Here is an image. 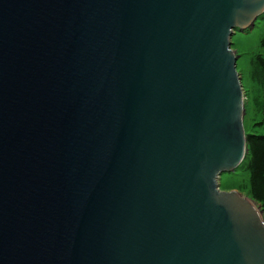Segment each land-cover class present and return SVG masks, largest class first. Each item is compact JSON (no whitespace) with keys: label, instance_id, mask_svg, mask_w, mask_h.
<instances>
[{"label":"water","instance_id":"95a60500","mask_svg":"<svg viewBox=\"0 0 264 264\" xmlns=\"http://www.w3.org/2000/svg\"><path fill=\"white\" fill-rule=\"evenodd\" d=\"M264 0H0V264H264L220 189L248 147L231 39Z\"/></svg>","mask_w":264,"mask_h":264},{"label":"rangeland","instance_id":"374dc122","mask_svg":"<svg viewBox=\"0 0 264 264\" xmlns=\"http://www.w3.org/2000/svg\"><path fill=\"white\" fill-rule=\"evenodd\" d=\"M263 39L264 14L258 18L253 28L243 31L236 29L231 39L232 49L238 56L237 72L243 87L245 102L244 127L246 135L264 132L263 127L259 126L264 114V104L260 97L254 66V60L257 54H259L260 43ZM243 163H241L235 172L225 173L220 177V189L223 191L234 190L250 198L247 191L250 174ZM256 206L259 207L260 205L257 204Z\"/></svg>","mask_w":264,"mask_h":264},{"label":"trees","instance_id":"16d2710c","mask_svg":"<svg viewBox=\"0 0 264 264\" xmlns=\"http://www.w3.org/2000/svg\"><path fill=\"white\" fill-rule=\"evenodd\" d=\"M254 66L260 97L264 104V39L260 43ZM259 126L264 129V114ZM247 147L248 153L244 163L242 162L250 174L247 191L250 198L260 205L264 214V132L247 134Z\"/></svg>","mask_w":264,"mask_h":264},{"label":"bare ground","instance_id":"6f19581e","mask_svg":"<svg viewBox=\"0 0 264 264\" xmlns=\"http://www.w3.org/2000/svg\"><path fill=\"white\" fill-rule=\"evenodd\" d=\"M257 205V204H256Z\"/></svg>","mask_w":264,"mask_h":264}]
</instances>
